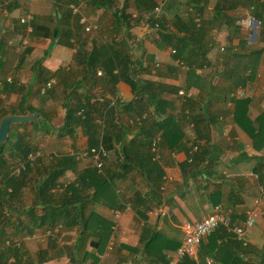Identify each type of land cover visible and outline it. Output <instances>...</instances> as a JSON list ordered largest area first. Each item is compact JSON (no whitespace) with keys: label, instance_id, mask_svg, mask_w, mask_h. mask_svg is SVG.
<instances>
[{"label":"crops","instance_id":"0c3cea01","mask_svg":"<svg viewBox=\"0 0 264 264\" xmlns=\"http://www.w3.org/2000/svg\"><path fill=\"white\" fill-rule=\"evenodd\" d=\"M164 1L157 0L155 5L161 4L164 9ZM217 1L206 0L203 13L199 15L200 21L210 16L209 11ZM181 2L180 5L175 3L170 9L185 21L193 9L186 7L184 0ZM7 3L15 5L14 8L7 11L3 6ZM99 3L101 0H67V9H71L67 34L71 29V35L66 45L63 38L58 41L54 39L52 43L50 36L52 13L56 12L58 16L59 11L64 9L62 7H65L59 0H0V56L3 61V69L0 72V110L4 108L3 105L17 108L19 98L23 97L21 107L29 106L33 110L18 115L26 112L37 113L27 125V131L30 132L29 153L33 155V159H26L32 165L26 173L25 184L19 189L18 196L6 200L5 207L17 211L32 204L34 180L43 172V167L47 166L52 156L68 154L72 155L76 162L75 168L60 176L55 187L49 191L54 202L61 201L63 188L66 184L76 181L77 173L83 168L94 166L90 156L75 158L88 147L84 129L76 126L72 133H58L64 107L60 114L46 104L47 100H51V105L62 97L64 100L66 92L70 95L69 101L71 97L81 99L83 103L85 98L88 99L95 115L94 121L101 128L97 143L100 142L106 151L101 170L98 172L104 178L110 179L108 189L104 192L106 202L99 200L91 209L101 217L102 224L109 227V230L106 228L103 232L101 241L93 232L85 235L80 242L77 240L80 233L76 226H42L34 229L31 235L21 232L11 236L9 231H6L7 234L4 232L0 236L4 237L0 248L13 243L20 249L22 258L40 257L43 259L41 264H166L162 259L159 260V256L163 254L166 261L173 251L163 244H154L155 241L143 249L151 236L160 232L163 240H170L173 245H177L183 238L181 224L184 221L197 220L210 212L214 206H218L233 225H242L246 211L256 210L254 222L244 234V245L224 227L225 234H221L219 229L222 226L213 230V236L217 243L229 241L233 251L225 247L224 252H234L243 264H264V210H261V205H264V141L258 136L250 137L233 120L235 101L246 98L248 118L254 120L261 115L264 124V27L260 26L264 23V5H256L249 11L248 6L240 4L224 9L231 19L227 23L215 22L208 25L206 62L201 63L198 60L200 65L193 68L192 75H189L186 73L189 67L182 58L176 56L175 40H160L155 29L148 26L144 12H138L134 8L133 0H111L108 7ZM117 9L123 10V15L131 16L123 28L115 23L114 11ZM25 16L31 18L27 22H20L19 18ZM133 17L138 19L133 20ZM81 18L86 23L94 24L95 28L85 30L79 22ZM166 19L167 27L172 29L169 23L172 18L167 15ZM27 24L30 25V30L26 29ZM235 25L238 26L237 31ZM75 26L77 31L73 29ZM126 32L131 59L139 69L136 77L149 81L154 86L157 84V96L167 102L165 109L155 116V120L161 119L166 113H173L177 126L183 133L182 140L172 151L166 148L159 133L153 137L156 138L154 148L151 145L152 139L150 140L152 158L159 162L162 159L164 163L159 191L156 194L157 198H161L158 202L149 198V187L136 168H128L127 172H123L119 166L116 153L118 142L115 137L104 135L101 139L104 124L107 129L110 123V118L107 116L105 119L100 113L104 104L107 103V107L117 105L121 108V103L133 98L129 85L121 80L110 85L100 68H95V74L91 73L85 78V61L78 52V48L88 52L93 42L97 47L108 44L111 39L118 40L120 33ZM60 34L62 33L58 30V37ZM76 38L81 41H75ZM240 41H243L242 46ZM82 42L83 45L80 46ZM241 49L260 50L254 67L247 68L240 76L236 73L229 75L231 61L227 53L240 52ZM45 62L54 66L50 70L53 76L48 78L53 80L51 87L55 84L60 87L59 91H49L50 87L46 92L48 95L62 93L59 98L37 91L48 79L38 84L37 89L31 92L33 83L37 82L38 71H44L41 68L46 66ZM66 62L63 79L58 76V69ZM35 64L37 69L33 68ZM8 69L11 72H8ZM27 75L28 80L25 82ZM64 82L67 83V88ZM4 84L7 87L3 86ZM203 85L205 88H202ZM179 90L183 91L182 95L178 93ZM240 92L243 93L242 97L237 96ZM145 97L146 94L143 95V98ZM136 108L115 111L113 121L119 123L133 118L138 120L134 115ZM147 108L152 111L153 107L149 105ZM117 112L119 114L116 115ZM200 112L202 114L198 125L197 122L193 124L192 119ZM41 113L48 115L47 125L41 119ZM144 115L145 113L141 116ZM253 126L258 127L256 123H253ZM205 134L208 135L207 139ZM197 136H202V139L197 140ZM199 149L203 154L196 163L202 168V177H192V170L187 166L180 169L179 165L185 161L189 162L190 155ZM36 159L38 162H35ZM21 165L24 168V164H19L12 172L17 174L22 171ZM165 175L170 179L163 178ZM83 190L80 191L81 195L91 192L92 189L90 187L87 191ZM212 194L214 197L211 199ZM255 199H259L258 205L254 203ZM213 201L216 203L213 204ZM161 209H165L163 215L159 213ZM46 230H49L50 234H45ZM210 235L203 237L196 246L195 254L190 257L193 264H204V259L208 257L212 259L211 264H218L205 252L208 243L213 244ZM97 241L99 244L95 246ZM33 242L35 248H32ZM57 246L63 250L67 249V256L56 253ZM5 261L10 264L13 256L8 255Z\"/></svg>","mask_w":264,"mask_h":264},{"label":"trees","instance_id":"16d2710c","mask_svg":"<svg viewBox=\"0 0 264 264\" xmlns=\"http://www.w3.org/2000/svg\"><path fill=\"white\" fill-rule=\"evenodd\" d=\"M181 1L182 0H165V8H162V11L157 17L150 14L157 0H133V5L138 12H144L148 26L155 29L160 40H175L174 50L177 52L176 56L182 58V61L189 67L186 71L189 75H192L193 68L200 65L198 64V60L201 63L204 61L206 62L205 54L208 51L207 45L209 44L207 39L208 25L214 24L215 22L227 23L229 19H231L225 13L224 9L233 8L236 4L248 7L249 5H253V8H255L256 5H264L263 0H218L216 5L209 11L210 16L200 21L199 15L203 13L206 0H184L186 7L190 6L193 12L185 21H182L180 17L176 13H172L170 9L175 3L180 5L182 3ZM59 2L65 5V7H62L64 9L61 12L59 11L58 16L56 12L52 13L50 36L52 43L54 39L58 41L60 38H63L64 44L67 45V40L71 35V29L67 34V24L70 26L71 9H67V0H59ZM110 2L111 0H101L99 5L108 7ZM3 6L8 11L14 8L15 5L7 3L3 4ZM122 11L121 9L115 10L114 19L116 25L123 28L125 22L128 23L131 16L129 14L123 15ZM168 11L171 12V14H169ZM167 15H170L172 18L169 22L172 29H169L166 25ZM76 19L75 22H77ZM132 19L137 20L138 18L133 17ZM155 24H157V26H155ZM237 27L236 25L234 27L236 31ZM173 28L175 31H173ZM73 29L77 31V26L73 27ZM58 30L62 33L59 37ZM126 37L127 32L125 34L120 33L118 40L114 41L111 39L108 44L99 45L97 47L92 41L93 45L88 52L80 48H78V52L85 61V65L83 66V75L85 78L88 77L89 74L94 73L95 68H100L102 74L106 76L107 83L110 85L119 80L129 85L133 98L128 102L121 103V108H118L117 105L107 107V103L104 104L103 111L100 113L103 114L105 119L108 116L110 118V123L107 129L104 124L101 139L104 135L106 137H115L116 142H118L116 153L119 157V166L124 170L123 172H127L128 168H136L138 172L142 174L149 187L151 195L149 198L156 199L158 202L161 198H157L156 194L159 191L158 186L164 163L162 159L159 162L152 158L153 153L150 151V140L159 133L160 139L164 142L166 148L172 151L182 140L183 133L179 130L173 113H166L161 119L155 120V116L159 115L160 112L165 109L167 102L157 96L156 90L159 89L157 84L154 86L153 83L136 77V73L139 69L135 67L136 65L131 59L128 49L129 41ZM79 40V38L75 39V41ZM239 44L242 46L243 41H240ZM82 45L83 42L80 43V46ZM228 48L230 49L231 47ZM259 52L260 50L251 51L244 49L236 53H230L229 51L227 53L231 61L229 75L236 73V75L240 76L247 68H253ZM0 54H2V52ZM2 69L3 61L0 56V72ZM5 84L7 85V83ZM5 84L3 86H6ZM64 85L67 88V83L64 82ZM197 85H199V83ZM204 85H206V83H204ZM200 86L201 85H199V87ZM202 88H205V86ZM144 94H146L145 98H143ZM69 96L67 92L64 95V102L62 103L64 115L58 133H72L76 126H80L84 129V133L87 136L88 147L95 146L99 140L98 134L101 128H99L94 121L95 115H93L91 107L89 106L88 99L85 98V102L83 103L81 99H72L71 97V101H69ZM247 101L246 98H239L235 101L233 120L250 137L258 136L264 141L263 118L261 115L257 116L254 120L248 118L246 114ZM23 102L24 98L21 97L18 100L17 108L13 107L14 109L10 108L5 111L0 110V117L8 112L18 114L33 110V108L29 106L22 108L21 104ZM149 105H152V111H149L147 108ZM134 107H137L134 115L138 117V120L133 118L130 121L127 120L119 123L113 121L115 118V111ZM143 113H145V115L142 117L141 115ZM117 114L119 113L117 112L116 115ZM201 114L202 112L192 119L193 124L197 122L198 125ZM41 116V119H44L43 121L46 122L47 119H45L46 117L44 114L41 113ZM29 123L31 122H28V124ZM253 123H256L258 127L255 128ZM26 124L27 122L12 124L7 133L6 140L0 143V236L4 234L6 228H11L12 233L10 235L16 236L21 232L26 233V235H31L34 229L42 226H48L50 228L76 226L80 233L77 239L79 242L85 235L93 234V232L98 236V240L101 241L104 235L103 232L106 231V228L109 230V227H105L102 224L101 217L94 212L91 207L99 200L106 202L104 192L108 189L110 179L104 178L94 166H89L77 173L74 183L66 184L60 196L61 201L54 202L53 195L49 194V191L55 187L57 179L66 171L75 168L76 162L72 155L61 154L50 158L47 166L43 167V172L34 180V186H32L34 191L33 202L31 205L17 211L5 207L7 199L11 197L16 198L18 196L19 189L25 184L26 173L32 165L29 164L26 159L27 154L31 150ZM128 135L131 136L127 138ZM202 136H197V140L199 138L202 139ZM207 137L208 135L205 134V139H207ZM202 154L200 149L194 151L189 157V162L185 161L180 163V169L187 166L192 170V172H190L192 177H202V168L196 163L197 160L200 161L199 158L202 157ZM35 162H38V160L36 159ZM19 164H24V168L19 173L14 174L12 170ZM90 187L92 189L91 192L80 194V191H84L83 189L87 191ZM212 197H214L213 194L210 195L211 199ZM214 203H216V201H213V204ZM219 230L221 234H225L223 227H220ZM3 239L4 237H0V244L3 243ZM210 240L213 244L208 243L205 252L217 261L218 264H243L238 255L234 252L230 254L224 252L225 247L232 250L229 241H219V243H217L213 236V231L211 232ZM157 242L163 244L164 247L172 251L179 245V242L177 245H173L170 240H163L160 234L155 232L153 236H151L149 242H146V246L143 247V249ZM98 244L99 242L97 241L95 246ZM8 255L13 256V261L10 264H41L43 262V259L40 257H35L34 259L30 257L22 258L20 249L16 248L13 243L0 248V264H7L5 257ZM161 259L166 263L167 259L166 261L164 260L163 254L159 256V260ZM178 264H193V259L184 257L181 263ZM244 264L254 263L248 262Z\"/></svg>","mask_w":264,"mask_h":264},{"label":"built area","instance_id":"2783aa9c","mask_svg":"<svg viewBox=\"0 0 264 264\" xmlns=\"http://www.w3.org/2000/svg\"><path fill=\"white\" fill-rule=\"evenodd\" d=\"M31 1V0H27ZM253 8V5H249L248 11ZM162 11L161 4L155 5L150 13L157 17L160 12ZM31 17L25 16L24 18H19L20 22H27ZM79 22L83 25V28L85 30H89L92 28H95L94 24L86 23V21L81 18L79 19ZM157 26V24H155ZM262 27H264V23H261ZM30 25L27 24L26 29L30 30ZM222 49V48H220ZM173 52V50H172ZM8 80V79H6ZM53 84L52 79L46 80L43 85L40 87L39 92L41 94L45 93L47 89L51 87ZM179 94H183L182 90L178 91ZM189 95V93L187 94ZM238 97H242L243 93L240 92L237 95ZM156 138H152L151 145L152 148H154ZM195 149V147H194ZM79 156L85 157L90 156V158L93 161V165L96 168L97 171L101 170V166L103 163V159L106 156V151L103 149L101 143H97L95 146L87 147L82 153L79 155H76L75 158H80ZM28 160L33 159V155L31 153L27 154ZM21 168L23 169V165H21ZM18 171V169H16ZM253 176H256L255 174H251ZM163 178L170 179L169 176L165 175ZM259 199H255L254 203L258 205ZM260 207V206H259ZM261 210H264V205H261ZM159 213L163 215L165 213V209L159 210ZM245 220L242 225H233L231 224V221L229 217L218 207L214 206L212 210L202 217H200L197 220L193 221H184L181 224V230L183 233V238L179 245L175 248L173 253L167 258L166 264H178V262L183 259L184 257H192L195 254L196 246L200 243L201 239L207 235H209L213 230L218 228L219 226H222L226 228L227 230L231 231L234 235V238H236L242 245L246 243V240L244 238V234L246 233L247 229L253 224L256 210L251 209L246 211L245 213ZM47 234H50L49 230H46ZM204 264H211L212 259L211 258H205Z\"/></svg>","mask_w":264,"mask_h":264},{"label":"rangeland","instance_id":"374dc122","mask_svg":"<svg viewBox=\"0 0 264 264\" xmlns=\"http://www.w3.org/2000/svg\"><path fill=\"white\" fill-rule=\"evenodd\" d=\"M66 57H67V55H66ZM45 64H46V66L44 67V68H41V69H43L44 71H38L39 73H38V76H37V82L36 83H33V85H32V87H33V90H31V92L32 91H35V88L37 89V85L38 84H42V82H44L46 79H48L49 77H52L53 76V74H50V70L51 69H53L54 68V66H52L51 64H48L47 62H45ZM66 66H67V62H66V64H64V65H61V66H59V67H61V68H59L58 69V76L59 77H62L63 79H64V75L62 74V73H64V70L66 69ZM37 64H35L34 66H33V68H36L37 69ZM47 67V68H46ZM47 69H49V70H47ZM64 69V70H63ZM57 71V70H56ZM8 72H11L10 71V69H8ZM28 75H29V72L27 73ZM28 75L25 77V82L28 80ZM32 84V83H31ZM30 84V85H31ZM62 85V84H61ZM40 87H41V85H40ZM39 87V88H40ZM39 88L37 89V91L39 92ZM59 85H57V84H55V86H52L51 87V89L49 90V91H53V92H55L56 90H58L59 91ZM48 90V89H47ZM40 93V92H39ZM46 95H48V93L46 92L45 93ZM62 93H59L58 95H56V94H52V95H50V96H53V97H58L59 98V96L61 95ZM48 95V96H49ZM7 99H9V98H7ZM57 99V98H56ZM50 101L51 100H47V103L46 104H49V106H51L53 109H56L58 112H60V114H61V110H62V108H63V102H64V100H63V97L61 98V100H56V102H54V104L53 105H51L50 104ZM7 102H8V100H7ZM16 106V105H15ZM3 109H2V111H5V109H10L9 108V105H3ZM57 113V112H56ZM59 114V113H58ZM59 114V115H60ZM46 118L45 119H47L48 120V115L46 114V116H45ZM44 120V119H43ZM46 120V122L44 121V123H46V125L48 124V121ZM29 122H31V121H29ZM59 122H60V120H59ZM59 122H56L57 124L59 123ZM24 123H26V122H24ZM20 124H22V123H20ZM30 124V123H29ZM26 125H28V122H27V124ZM26 125H24V126H26ZM19 127H23V126H19ZM19 129H21V128H19ZM27 134H29L28 135V137L30 136V132L28 131V133ZM25 202H22V204H24ZM26 203H28V201L26 200ZM6 231H9V235L12 233L11 232V228H6V230H5V233L7 234V232ZM158 233H160V232H158ZM45 234H47L46 232H45ZM179 235H177V237H178ZM36 236H34V238H35ZM36 247V245H35V243L33 242V245H32V248H35ZM56 253H59V254H64L65 256H67V249H61V248H59V246H57V248H56ZM64 261V260H63Z\"/></svg>","mask_w":264,"mask_h":264},{"label":"water","instance_id":"95a60500","mask_svg":"<svg viewBox=\"0 0 264 264\" xmlns=\"http://www.w3.org/2000/svg\"><path fill=\"white\" fill-rule=\"evenodd\" d=\"M37 113L26 112L25 114H5L0 117V143L4 142L7 138L9 126L13 123H23L31 120Z\"/></svg>","mask_w":264,"mask_h":264}]
</instances>
